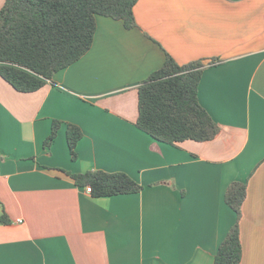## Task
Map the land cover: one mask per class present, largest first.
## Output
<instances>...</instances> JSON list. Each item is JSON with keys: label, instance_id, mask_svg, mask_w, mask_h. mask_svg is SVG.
<instances>
[{"label": "crops", "instance_id": "0c3cea01", "mask_svg": "<svg viewBox=\"0 0 264 264\" xmlns=\"http://www.w3.org/2000/svg\"><path fill=\"white\" fill-rule=\"evenodd\" d=\"M134 12L131 29L98 15L91 49L36 91L0 75V264H213L238 221L234 181L248 186L241 264H264V0H138ZM167 53L204 61L212 140L172 145L136 125L138 86ZM69 123L83 131L76 159ZM93 170L142 189L93 196L70 175Z\"/></svg>", "mask_w": 264, "mask_h": 264}, {"label": "trees", "instance_id": "16d2710c", "mask_svg": "<svg viewBox=\"0 0 264 264\" xmlns=\"http://www.w3.org/2000/svg\"><path fill=\"white\" fill-rule=\"evenodd\" d=\"M138 0H4L0 8V75L20 92L43 87L59 70L68 67L92 47L97 16L122 20L126 28L137 26L134 8ZM222 60L212 58L208 65ZM206 67L203 60L178 63L167 53L162 67L138 86L136 125L153 138L172 145L185 140L208 141L216 137L219 126L202 106L198 90ZM60 120H54L45 140L50 145L57 136ZM83 136L73 123L67 127L72 159ZM76 184L91 186L96 197L140 191V185L125 172L93 170L70 174ZM248 193L246 182H232L226 203L238 221L220 243L213 264H241L243 247L239 220ZM0 222L9 218L0 214Z\"/></svg>", "mask_w": 264, "mask_h": 264}, {"label": "built area", "instance_id": "2783aa9c", "mask_svg": "<svg viewBox=\"0 0 264 264\" xmlns=\"http://www.w3.org/2000/svg\"><path fill=\"white\" fill-rule=\"evenodd\" d=\"M86 191H87V192H92V190H91V186H87Z\"/></svg>", "mask_w": 264, "mask_h": 264}]
</instances>
